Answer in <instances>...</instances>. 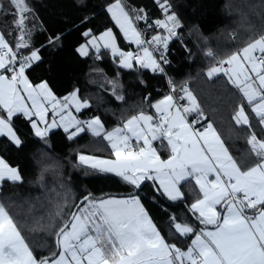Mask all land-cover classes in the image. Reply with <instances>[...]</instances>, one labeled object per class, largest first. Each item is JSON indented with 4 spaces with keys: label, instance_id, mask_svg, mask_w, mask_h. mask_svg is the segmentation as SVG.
Wrapping results in <instances>:
<instances>
[{
    "label": "snow or ice",
    "instance_id": "obj_1",
    "mask_svg": "<svg viewBox=\"0 0 264 264\" xmlns=\"http://www.w3.org/2000/svg\"><path fill=\"white\" fill-rule=\"evenodd\" d=\"M156 2L164 19L146 23L143 29L137 23L148 21L143 9L130 8L126 0L108 5L115 24L123 37L137 46L136 51L122 50L111 28L99 36L86 30L82 35L89 39L76 51L88 56L94 49L99 60L103 48L123 69H150L166 75L165 66L171 63L169 43L181 38L183 23L170 0ZM8 5L11 12L7 14L15 17L12 25L18 35L11 41L7 38L11 31L7 36L0 31V137L23 148L24 141L14 126L18 116L27 119L34 136L47 147L56 128H62L68 140L90 133L107 143L111 158L78 151L75 167L113 173L134 189L151 181L157 193L172 201L185 198L183 185L191 181L198 197L188 208L196 224L169 217L176 236L192 237L190 244L181 248L162 234L135 192L119 198H97L88 193L79 203L70 202L66 192L57 190L65 188L61 163L43 152L35 160L39 168L36 183L45 188V199L38 198L39 206L30 205L27 219L21 222L19 213L0 200V264H264V138L257 135L252 123L255 119L264 131V29L225 58L217 59L211 49L206 53L216 60L206 75L213 78L222 74L240 94L232 119L249 131L247 144L255 162L248 164L232 155L186 85L179 88L183 95H176L177 86L171 78L168 94L150 104L153 114L140 109L111 130L100 116L79 119L72 109L80 113L91 105L80 99L78 89L58 98L47 81L33 83L29 79L27 71L42 62L41 48L31 45L28 23L32 10L26 0H8ZM6 11L0 0V12ZM150 29L161 31L149 37ZM235 36L233 33L232 38ZM60 39L59 35L50 37L48 43ZM96 71L104 75L102 70ZM105 82L116 101H125L118 79L105 76ZM140 83L145 84L143 80ZM149 99L150 94L144 97ZM183 100L188 103L181 104ZM193 114L196 118L190 119ZM158 140L167 142V159L154 147ZM46 174L53 176L51 188L44 183ZM5 182L22 184L24 177L19 166L0 156V196ZM38 230L53 238L55 248L39 258L24 235L25 231Z\"/></svg>",
    "mask_w": 264,
    "mask_h": 264
},
{
    "label": "trees",
    "instance_id": "obj_2",
    "mask_svg": "<svg viewBox=\"0 0 264 264\" xmlns=\"http://www.w3.org/2000/svg\"><path fill=\"white\" fill-rule=\"evenodd\" d=\"M2 2L7 11L0 12V31L5 32L6 36L11 31L12 36L7 38L14 41L18 35L12 25L15 17L7 14L11 12L8 0ZM26 2L32 10L28 23V28L31 29V45L41 48L42 56V62L34 64L26 74L33 83L47 81L57 97H64L78 89L80 99L88 100L91 105L78 113L79 119L87 120L100 116L109 130L140 109L153 113L150 104L168 94V79L171 78L177 86V96L183 95L179 88L186 85L197 97L208 120L225 139L232 155L248 164L255 162L247 144L248 129L237 126L232 119L236 106L241 102L240 94L227 83V78L222 74L213 78L206 75L207 68L216 63V60L206 53L211 49L217 59L225 58L232 51L243 47L250 37L262 34L264 0H170L173 10L183 23V28L179 30L181 38L169 43L167 57L171 63L165 66L166 75L153 73L149 69L139 72L123 69L106 49H101L102 58L99 60L95 58L97 53L94 50H91L88 56H81L76 51L79 45L88 39L82 35L86 30L91 29L94 35H98L108 28L113 30L122 48L126 51L136 50L124 42L108 14L107 6L114 0ZM126 2L129 7L143 9L147 14V22H137L142 29L146 27V23L164 19V13L156 0ZM158 31L161 30L151 29L147 35H154ZM233 33L236 34L235 38H232ZM57 35L61 37L60 41L50 45L49 38ZM23 51L25 55L28 54V50ZM96 70H102L104 75ZM105 76L119 80L125 101L115 100L105 82ZM141 80L146 86L140 83ZM149 94L150 99L145 101L144 97ZM201 123L203 124V121ZM252 123L257 135L263 138L264 131L260 130L257 121L253 119ZM14 126L19 130L24 146L18 149L8 138L0 137V155L12 166L20 167L24 183L5 182L0 200L19 213L21 222L27 219L26 212L30 205L39 206L38 198L39 201L45 199V188L36 183L39 168L35 160L40 159L43 152H47L62 165L61 180L65 183V188L57 190L66 192L70 202L79 203L88 193L99 198L121 197L135 192L169 242L178 243L181 248L188 245L191 237L176 236L169 217L175 216L178 222L196 224L188 211L189 205L198 196L191 181L183 185V200L172 201L161 196L155 191L151 181L145 182L135 191L113 174L75 167L78 151L110 156L107 143L102 139L85 133L74 140H68L62 129H56L50 133V147H47L34 136L29 122L23 117H16ZM155 147L161 157L167 156V147L163 143L157 142ZM44 183L47 188L53 187V176L46 174ZM28 222L31 224L30 220ZM24 235L38 258L48 256L55 250L54 240L47 232L25 231Z\"/></svg>",
    "mask_w": 264,
    "mask_h": 264
},
{
    "label": "crops",
    "instance_id": "obj_3",
    "mask_svg": "<svg viewBox=\"0 0 264 264\" xmlns=\"http://www.w3.org/2000/svg\"><path fill=\"white\" fill-rule=\"evenodd\" d=\"M38 83H40V82H38ZM163 97V96H162ZM162 97H160L159 99H161ZM61 98H63V97H61ZM158 99V100H159ZM157 101V100H156ZM155 102V101H154ZM153 102V103H154ZM181 104H184L185 103V105L188 103L187 102V100H183V101H181L180 102ZM153 113H154V109H153ZM153 113H151V114H153ZM75 115H77V117H79L78 116V113H76L75 112ZM22 117V116H21ZM24 118V117H23ZM196 117L195 116H192L190 119H195ZM24 119H26V118H24ZM48 119L49 120H51L52 119V115H51V112H49V114H48ZM57 119H58V117H57ZM27 120V119H26ZM29 126H30V123H29ZM30 128H31V126H30ZM56 129H62V128H56ZM56 129H53L52 131H54V130H56ZM63 130V129H62ZM31 131H32V133H33V130L31 129ZM264 138V137H263ZM157 142H159V143H163L166 147H167V152H168V154H167V156H165L164 158L163 157H161L162 159H167L168 158V156H169V154H170V151H169V149H168V146H167V142L166 141H155L154 142V147H155V143H157ZM158 151V150H157ZM1 156V155H0ZM110 174H113V173H110ZM113 175H115V174H113ZM116 176V175H115ZM193 183V182H192ZM128 185V184H127ZM193 185H194V183H193ZM130 186V185H129ZM132 187V186H131ZM197 195H198V192H197ZM115 197H117V196H115ZM122 197V196H121ZM198 197V196H197ZM117 198H119V197H117ZM166 198V197H165ZM179 222H181V223H185V222H182V221H179ZM186 223H188V222H186ZM189 224H192V223H189ZM192 238V237H191ZM190 242H191V240H190ZM190 242L188 243V244H190ZM186 248V247H185Z\"/></svg>",
    "mask_w": 264,
    "mask_h": 264
},
{
    "label": "rangeland",
    "instance_id": "obj_4",
    "mask_svg": "<svg viewBox=\"0 0 264 264\" xmlns=\"http://www.w3.org/2000/svg\"><path fill=\"white\" fill-rule=\"evenodd\" d=\"M112 3H114V2H112ZM111 3V4H112ZM130 8H132V7H130ZM133 9H135V8H133ZM107 11H108V6H107ZM108 14H109V16H110V18H111V20H112V22H113V24L115 25V27L118 29V31H119V33H120V35H121V37L123 38V40H124V42H126L127 44H130L131 46H132V48H135L136 50H137V46L134 44V43H130L129 41H127L124 37H123V34L121 33V31H120V29H119V27L115 24V21L112 19V16H111V14L108 12ZM109 29V28H108ZM105 31V30H104ZM104 31H102V32H104ZM101 32V33H102ZM100 34V33H99ZM99 34L97 35V36H99ZM89 39V38H88ZM86 42V41H85ZM84 42V43H85ZM118 46L122 49V50H124V51H126L124 48H122L119 44H118ZM101 49H103V48H101ZM94 50V49H93ZM131 50H133V49H131ZM95 51V50H94ZM109 53H110V51H109ZM110 55H111V53H110ZM111 57L114 59V60H116V62H117V64H118V59L117 58H115V57H113L112 55H111ZM119 65V64H118ZM150 70V69H149ZM108 85V84H107ZM108 87L111 89V86L110 85H108ZM111 91H112V89H111ZM73 92V91H72ZM58 98H61V97H58ZM185 104V103H184ZM82 110V109H81ZM72 111H73V114L75 115V109L73 108L72 109ZM148 114H151V113H148ZM79 118V117H78ZM89 119V118H88ZM114 128V127H113ZM112 129V128H111ZM111 129H109V130H111ZM104 148H106V147H104ZM105 158H111V156H109V157H105Z\"/></svg>",
    "mask_w": 264,
    "mask_h": 264
},
{
    "label": "built area",
    "instance_id": "obj_5",
    "mask_svg": "<svg viewBox=\"0 0 264 264\" xmlns=\"http://www.w3.org/2000/svg\"><path fill=\"white\" fill-rule=\"evenodd\" d=\"M150 30H151V29H150ZM148 31H149V30H148ZM148 36L150 37V35H148ZM168 50H169V49H168ZM128 51H136V50H128ZM180 102H181V101H180ZM193 115H194V114H193ZM193 115H192V116H193ZM192 116H191V117H192ZM88 134H90V133H88Z\"/></svg>",
    "mask_w": 264,
    "mask_h": 264
},
{
    "label": "water",
    "instance_id": "obj_6",
    "mask_svg": "<svg viewBox=\"0 0 264 264\" xmlns=\"http://www.w3.org/2000/svg\"><path fill=\"white\" fill-rule=\"evenodd\" d=\"M135 191H138L139 189H134Z\"/></svg>",
    "mask_w": 264,
    "mask_h": 264
}]
</instances>
